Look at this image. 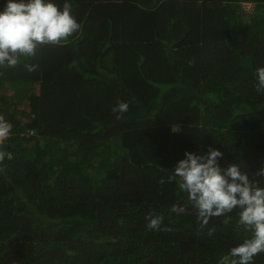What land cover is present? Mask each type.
I'll list each match as a JSON object with an SVG mask.
<instances>
[{
  "label": "trees",
  "instance_id": "obj_1",
  "mask_svg": "<svg viewBox=\"0 0 264 264\" xmlns=\"http://www.w3.org/2000/svg\"><path fill=\"white\" fill-rule=\"evenodd\" d=\"M52 2L79 31L0 67V264H218L252 237L239 209L201 229L167 178L212 147L264 187V0Z\"/></svg>",
  "mask_w": 264,
  "mask_h": 264
},
{
  "label": "clouds",
  "instance_id": "obj_2",
  "mask_svg": "<svg viewBox=\"0 0 264 264\" xmlns=\"http://www.w3.org/2000/svg\"><path fill=\"white\" fill-rule=\"evenodd\" d=\"M71 11L72 5L68 2L61 8L52 0H7L0 11V67L17 66L21 57L35 56L42 45L66 42L80 29ZM25 67L35 71L37 66ZM256 77V91L264 94V67L256 70ZM128 109V102L118 101L112 111L123 114ZM11 128L12 125L0 116V141L9 137ZM4 156L0 152V162ZM222 158L223 153L212 147L204 155L186 152L167 179L188 194L201 229L206 228L212 218L226 217L239 209L237 228L243 226L251 231L252 237L231 248L218 264H254V258L264 253V187L260 180H251L248 172L242 171L238 164L222 167L219 163ZM256 176L264 177V168ZM164 182L160 181L161 184ZM170 211L182 214L186 207L173 205ZM145 219L149 229H161V215L149 213ZM214 231V227L210 228L208 234L211 236Z\"/></svg>",
  "mask_w": 264,
  "mask_h": 264
},
{
  "label": "rangeland",
  "instance_id": "obj_3",
  "mask_svg": "<svg viewBox=\"0 0 264 264\" xmlns=\"http://www.w3.org/2000/svg\"><path fill=\"white\" fill-rule=\"evenodd\" d=\"M253 7H254L253 3H246V4H244L243 9L248 10V11H252ZM12 96H14V94H12ZM19 104L22 106H25V107H26V105H28L27 101L19 102ZM25 107H24V109H25Z\"/></svg>",
  "mask_w": 264,
  "mask_h": 264
}]
</instances>
